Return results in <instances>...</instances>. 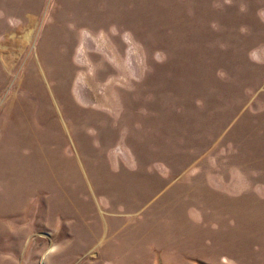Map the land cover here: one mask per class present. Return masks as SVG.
<instances>
[{"label":"rangeland","instance_id":"obj_1","mask_svg":"<svg viewBox=\"0 0 264 264\" xmlns=\"http://www.w3.org/2000/svg\"><path fill=\"white\" fill-rule=\"evenodd\" d=\"M0 264H264V0H0Z\"/></svg>","mask_w":264,"mask_h":264}]
</instances>
